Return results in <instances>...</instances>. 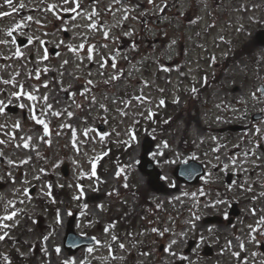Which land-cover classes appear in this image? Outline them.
<instances>
[{
  "label": "rangeland",
  "instance_id": "1",
  "mask_svg": "<svg viewBox=\"0 0 264 264\" xmlns=\"http://www.w3.org/2000/svg\"><path fill=\"white\" fill-rule=\"evenodd\" d=\"M195 3L198 9L193 8ZM227 3L13 0L10 7L0 0V12L9 13L0 17V41H7L0 43V101L4 102L0 113V141L4 142L0 143V235L7 230V236H13L19 248L30 242V247L20 249L30 257L29 263L63 264L73 260L75 264H112L116 257L112 239L118 229L106 216L137 209L144 196H150L171 206L161 204L160 209H150L154 219L147 224L140 221L150 247H145L143 238L132 249L126 239L128 247L121 248L123 254L118 260L132 249L137 264H172L182 256L187 258L184 264H264V251L250 239H257L259 234L264 240V234L248 229L249 225L257 228L264 213V154L257 147L264 138L252 140L255 128L227 135L215 130L231 122L245 123L248 115L264 111V96L257 91L264 83V44L256 39V32L264 28V0H237L229 8L231 13H227ZM241 6L247 11H233ZM72 8L76 11L64 10ZM93 8L98 12L93 17L96 30L87 27ZM125 14L126 20L122 19ZM170 19L174 23L168 24ZM211 23L215 25L210 31ZM65 30L69 36H65ZM106 30L107 39L103 35ZM21 37L29 41L21 45ZM81 43L83 48L79 47ZM232 45L250 50L252 46L255 54L249 52L236 62L225 63ZM53 46L59 49L57 54L51 52ZM18 50L22 55H16ZM255 57L261 58L256 66L251 63ZM216 64L225 69L218 72ZM114 75L118 79L111 80ZM18 91L31 93L36 100L24 94L14 96ZM177 98L179 101L174 102ZM9 103L24 107L11 113L6 108ZM56 112L61 115H54ZM33 115L50 126L47 134ZM170 118L163 131L154 129ZM101 123L105 125L98 128ZM258 125L264 132V121ZM148 136L155 139L151 155L167 182L159 193L137 166ZM193 155L207 164L208 174L199 186L181 184L177 188L172 169ZM227 170L240 173L237 182L225 183ZM136 190L140 192L137 195ZM115 193L122 198L113 199ZM46 196L50 197L44 200L46 205L39 206L37 199ZM225 196L239 202L247 223L241 218L237 225L208 226L191 215L190 222L186 217L190 211L180 208L201 202L214 203L213 211L225 210L226 205L219 203H226ZM24 197H28L26 202ZM57 201L64 202L55 214L53 203L57 205ZM251 209H256L255 215ZM68 210L78 211L79 232L97 233L103 241L93 246L92 252L85 249L71 255L63 248ZM11 213H15L12 219L4 218ZM195 236L201 240L186 255L188 240ZM241 243L247 245L249 259L242 256L246 250L240 248ZM3 245L0 256L6 252ZM240 250L239 257L233 255Z\"/></svg>",
  "mask_w": 264,
  "mask_h": 264
},
{
  "label": "snow or ice",
  "instance_id": "2",
  "mask_svg": "<svg viewBox=\"0 0 264 264\" xmlns=\"http://www.w3.org/2000/svg\"><path fill=\"white\" fill-rule=\"evenodd\" d=\"M65 2H67V0H65ZM148 2H149L150 4H153V3H154V0H148ZM5 3H6L8 6L11 7V5H12V3H13V0H5ZM93 3L95 4V3H96V0H93ZM113 3L119 4V3H121V0H113ZM165 5H166V0H165ZM79 6H80L79 3L77 2L76 7H79ZM19 7H20V8H23L24 5H23V4H20ZM109 7H111V6H109ZM64 10H65V11H73V12H75V11H76V8H72V9H64ZM163 10H164L163 8L160 9V11H163ZM12 11L15 12V11H17V9H16V8H12ZM127 11H128V9H125V13H127ZM7 15H9V13H7V12H0V17H4V16H7ZM142 15H143V13H142ZM96 16H98V12L95 10V8H93V11L89 14V19H90V21H91V22L87 25V27H88L89 29H92V30H96V29H97V22H96L95 19H93V17H96ZM29 19H31V17H29ZM122 19H124V20L128 19L127 14H125V15L123 16ZM192 22L194 23L195 21H192ZM212 26H214V25H210V27H212ZM16 27H19V25H17ZM238 30H239V29H238ZM8 34H9V36H11V35H12V32L9 31ZM103 35H104V37L107 39V38L109 37V32L106 30V31H104ZM124 35H130V33H124ZM220 39L223 40L224 38L221 36ZM0 43H7V41H0ZM175 43H176V41L173 40V41H172V44H175ZM79 47H80V48H83V47H84V44L81 43ZM105 47H107V45H105ZM132 47L135 48V47H136L135 44H133ZM73 51H75V49H73ZM88 51H89V53H91V52L93 51V47L90 46L89 49H88ZM16 55H17V56H20V55H22V53L19 52V50H18L17 53H16ZM89 59H91V55H89ZM212 59L215 60V57H213ZM64 63L67 64L68 61H65ZM101 67H104V63H101ZM112 67H113V68H116V64L113 63V64H112ZM166 70H167V69H166ZM110 79H111V80H116V79H118V77L114 75V76H112ZM11 82H12V81H4V83H11ZM108 82H109V81H105V83H108ZM88 83L91 84L92 81H88ZM204 83H207V79H206V78L204 79ZM45 86H46V85H45ZM21 88H22V86H21ZM85 91H88V90L85 89ZM161 91H162V90H161ZM191 91H192L193 93H195V92L197 91V89H196L195 87H193V88L191 89ZM257 91H260V92L264 93V88L257 89ZM22 94L27 95V98H28L29 100H32V101L36 100V96L33 95V94H31V93H22V92H20V91H18V92H14V93H13V95L16 96V97H19V96L22 95ZM252 95L255 97V93H253ZM44 99L47 100V97L45 96ZM95 99H96V98L93 96V97H92V100L95 101ZM136 99L139 100V99H141V98H140V97H137ZM145 99H146V98H145ZM178 101H179V98H177V100L174 101V102H178ZM3 103H4L3 101H0V113H3V111H4ZM160 104L163 105V104H164V101L161 100V101H160ZM20 107H24V105H20ZM51 107H52L51 105H48V108H51ZM101 107L103 108V107H105V106H104L103 104H101ZM124 114L126 115V113H124ZM54 115L59 116V115H61V113L56 112V113H54ZM68 115L71 116V115H73V113L69 112ZM150 115H151V113H150ZM33 119H36V122H37V123L42 124V125L44 126V132H45L46 134L49 132L48 125H47V123H45V121H43V120H41V119H38L35 115H33ZM167 122H168V121H164V123H167ZM15 126H16V127H19V124L17 123ZM257 131H259V129H257ZM133 139H134V137H133ZM0 143H4V142H3V141H0ZM165 146H167V144H165ZM259 146H260V145H257V147H259ZM24 147H28V144L25 143ZM0 155H3V154L0 153ZM104 155H107V153H104ZM97 159H99V157H97ZM117 174L119 175V173H117ZM9 175H10V174H9ZM92 175H95V164H93ZM125 187H127V185H125ZM81 195H83V192H82V191H81ZM262 195H264V193H262ZM85 207H86V205H85ZM251 212H252L253 215H255V214H256V209H251ZM14 216H15V213H11L10 215H7V216L4 217V218L10 220V219H12ZM196 219H199V217L197 216ZM261 224H264V216H261L260 219H259V221L257 222V228H259V226H260ZM3 227L7 228L8 225H4ZM249 228H250V230H251L252 232H256V231H257V228H253L251 225H249ZM105 231H107V229H105ZM152 231H153V232H156L157 229H156V228H153ZM161 234H163V233H161ZM262 234H264V230H262ZM7 235H8L7 232H5L3 235H0V241H3ZM49 235H51V233H49ZM44 239L47 240V239H48V236H45ZM93 239H95V238H93ZM116 239H117V237H116V236H113V240H116ZM250 239L253 240V241H255L256 244H260V243H261V241L257 240L256 237H254V236L250 237ZM171 243H172V244H175L176 241L173 240V241H171ZM229 243H231V242H229ZM120 247L123 248L124 245L121 244ZM169 247H170V246H169ZM240 248H241V249L244 248V244H243V243L240 244ZM87 250H88L89 252H92V251H93V248H92V247H89ZM168 250H169L168 248L165 249V251H168ZM55 251H56L57 253H59V252H60V248L57 247V248L55 249ZM144 255H148V253H144ZM233 255L239 257V256H240V252H234ZM255 255H256V253H253V256H255ZM5 259H7V257H5ZM181 259H187V258H186V257H181ZM63 264H75V261H73V260H65V261L63 262Z\"/></svg>",
  "mask_w": 264,
  "mask_h": 264
},
{
  "label": "flooded vegetation",
  "instance_id": "3",
  "mask_svg": "<svg viewBox=\"0 0 264 264\" xmlns=\"http://www.w3.org/2000/svg\"><path fill=\"white\" fill-rule=\"evenodd\" d=\"M258 122H255V123H251V124H249V127L250 128H253V127H255V128H257L258 127ZM260 146H261V148L262 149H264V146L262 145V144H260ZM264 152V151H263ZM227 173V172H226ZM235 176H237V173L235 174ZM233 174H232V176H231V179H232V182L235 180V182H237V177H235ZM177 183V184H176ZM175 184L177 185V188H179V181H175ZM205 197L204 196H201V199H204ZM227 198V200H229L228 199V197L227 196H225V199ZM192 207H195V204L192 202L191 204H190ZM223 215V214H222ZM224 216V215H223ZM222 216V217H223ZM225 217V216H224ZM223 217V218H224ZM234 220V219H233ZM226 220L224 219L222 222H225Z\"/></svg>",
  "mask_w": 264,
  "mask_h": 264
},
{
  "label": "water",
  "instance_id": "4",
  "mask_svg": "<svg viewBox=\"0 0 264 264\" xmlns=\"http://www.w3.org/2000/svg\"><path fill=\"white\" fill-rule=\"evenodd\" d=\"M146 165H147V162H144ZM201 166V165H200ZM201 172H202V166H201V170H200ZM70 229H71V227L69 228V231H70ZM70 233V232H69Z\"/></svg>",
  "mask_w": 264,
  "mask_h": 264
}]
</instances>
